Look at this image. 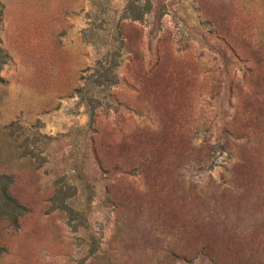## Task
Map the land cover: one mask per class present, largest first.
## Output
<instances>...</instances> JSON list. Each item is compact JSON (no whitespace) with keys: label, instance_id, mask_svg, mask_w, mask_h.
Here are the masks:
<instances>
[{"label":"rangeland","instance_id":"obj_1","mask_svg":"<svg viewBox=\"0 0 264 264\" xmlns=\"http://www.w3.org/2000/svg\"><path fill=\"white\" fill-rule=\"evenodd\" d=\"M150 2L131 20L125 0H0V171L28 209L0 218V264H264V0ZM114 29L117 82L82 141L91 251L47 198Z\"/></svg>","mask_w":264,"mask_h":264},{"label":"trees","instance_id":"obj_2","mask_svg":"<svg viewBox=\"0 0 264 264\" xmlns=\"http://www.w3.org/2000/svg\"><path fill=\"white\" fill-rule=\"evenodd\" d=\"M150 10V0H141L140 2L138 0H125V4L120 10L119 19L138 20ZM114 30L113 40L115 43L112 41L108 43L102 58L95 62L90 68L91 72L75 88L78 101L87 114V121L83 127L78 129L74 139V151L65 163V168L61 174L51 182L52 192L47 198L49 210L62 212L70 230L84 229V233L90 242L91 251H94L98 245V239H94L88 225V215L94 198V189L84 170L85 146L82 141L96 119V110L98 105L101 104L100 98L105 100L108 96L107 91L117 82L116 67L119 64L117 56L121 54L122 43L119 32L116 29ZM101 91H104V93L101 97H98ZM22 145L21 143L19 145L22 152H19L16 158L24 159V165L35 163V166H38L43 157H37V153H33V147L28 146L26 139ZM13 180L14 177L10 171H0V218L5 220L10 227L16 228L19 217L24 215L28 209L25 204L11 194L10 187ZM2 252L3 248L0 247V255Z\"/></svg>","mask_w":264,"mask_h":264}]
</instances>
